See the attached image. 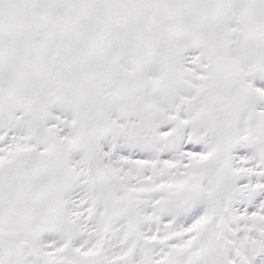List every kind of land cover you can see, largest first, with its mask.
<instances>
[{
	"label": "snow or ice",
	"instance_id": "snow-or-ice-1",
	"mask_svg": "<svg viewBox=\"0 0 264 264\" xmlns=\"http://www.w3.org/2000/svg\"><path fill=\"white\" fill-rule=\"evenodd\" d=\"M0 264H264V0H0Z\"/></svg>",
	"mask_w": 264,
	"mask_h": 264
}]
</instances>
